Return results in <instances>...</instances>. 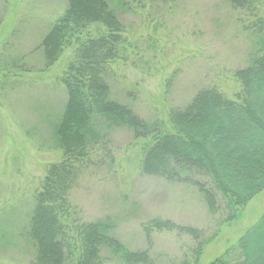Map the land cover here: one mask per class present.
Returning a JSON list of instances; mask_svg holds the SVG:
<instances>
[{"label": "rangeland", "instance_id": "rangeland-1", "mask_svg": "<svg viewBox=\"0 0 264 264\" xmlns=\"http://www.w3.org/2000/svg\"><path fill=\"white\" fill-rule=\"evenodd\" d=\"M66 4L0 0V264L31 262L33 248L21 233L47 167L62 159L52 129L66 100L60 78L74 48L45 70L39 45ZM109 5L124 28L107 79L115 102L170 131L169 112L184 108L199 90L213 87L229 99L240 91L233 73L247 66L258 46L245 28L251 19L227 0H109ZM14 61L25 71L11 69ZM100 132L101 144L69 194L70 225L108 219L112 235L127 249L147 251L157 264L190 263L195 246L190 237L145 234L150 221L169 220L210 241L197 263L209 264L264 213L263 191L237 221L221 224L192 184L140 172L146 140H134L127 129L103 126ZM101 256L102 264H120L107 251Z\"/></svg>", "mask_w": 264, "mask_h": 264}, {"label": "trees", "instance_id": "trees-1", "mask_svg": "<svg viewBox=\"0 0 264 264\" xmlns=\"http://www.w3.org/2000/svg\"><path fill=\"white\" fill-rule=\"evenodd\" d=\"M66 1L64 13L39 45L45 70L67 49L74 50L60 78L66 100L52 129L62 159L47 167L21 233L34 251L29 264H102L103 251L120 264H157L147 251H131L117 240L108 219L68 222L69 194L100 146L103 126L127 129L134 140H146L139 162L143 175L190 183L221 224L237 221L264 191V0H227L233 10L251 19L245 28L258 46L247 66L233 73L240 91L229 99L213 87L199 90L184 108L169 112L170 131L111 99L107 79L119 56L124 28L109 0ZM19 65L14 61L10 68L24 72ZM146 227L147 236L177 232L195 242L190 263L181 264H197L210 242L200 231L169 220H152ZM209 264H264V213Z\"/></svg>", "mask_w": 264, "mask_h": 264}]
</instances>
